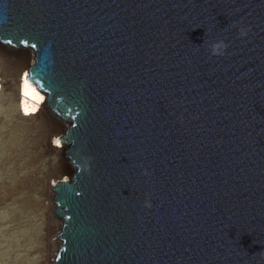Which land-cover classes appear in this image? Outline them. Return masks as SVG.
Wrapping results in <instances>:
<instances>
[{
	"label": "water",
	"instance_id": "95a60500",
	"mask_svg": "<svg viewBox=\"0 0 264 264\" xmlns=\"http://www.w3.org/2000/svg\"><path fill=\"white\" fill-rule=\"evenodd\" d=\"M0 43L69 123L54 264H264V0H0Z\"/></svg>",
	"mask_w": 264,
	"mask_h": 264
},
{
	"label": "bare ground",
	"instance_id": "6f19581e",
	"mask_svg": "<svg viewBox=\"0 0 264 264\" xmlns=\"http://www.w3.org/2000/svg\"><path fill=\"white\" fill-rule=\"evenodd\" d=\"M30 54V51L25 48L14 49L0 43V91L10 104L17 103L19 106V111L13 108V123L11 126L8 125L13 133V152L17 154L25 152L24 155L28 156L27 162L17 161L14 163L17 179L15 178L13 184V195L22 191L25 192L26 197H22V201L18 200L20 201L18 203L20 208L21 205L24 206L23 204H29L37 209L36 212L42 211L46 224L43 230L41 229L42 232L36 230L34 234H31L38 237V246L34 247L33 250L40 258L37 264H53L52 259L55 258L54 253L58 244L52 239L55 236V230L50 219L53 211L50 202L54 198V188L57 182H68L67 176L71 171L68 159L63 153L62 137H59V135L65 134L68 127L65 125L66 121L64 122L57 117V114L55 115L47 106L46 94L40 92L28 80L26 70L29 69L33 61ZM51 139L54 140L53 144L50 142ZM53 146L62 150L61 154L55 151L59 155L54 164L55 171H49L48 174L42 175V178H38L36 174H39L37 173L39 167L35 166V163L41 162L44 155L52 153ZM27 165L30 167L34 165L37 168L35 171L29 172L34 176L31 174L27 177L24 174H19ZM34 192L39 199L32 198L31 195ZM60 228L61 224H57L56 230H60Z\"/></svg>",
	"mask_w": 264,
	"mask_h": 264
},
{
	"label": "rangeland",
	"instance_id": "374dc122",
	"mask_svg": "<svg viewBox=\"0 0 264 264\" xmlns=\"http://www.w3.org/2000/svg\"><path fill=\"white\" fill-rule=\"evenodd\" d=\"M30 55L32 58V54ZM2 94L3 93L0 91V264H37L40 258L39 255L34 252L33 248L38 246V237L31 234H34L36 230L42 232L46 221L41 210L36 212L37 209L31 207L29 204H23L24 206L21 205L20 208V205L18 204L20 201L18 200H21L22 197H26L25 192L22 191L13 195V184L17 179L14 171V163L17 161L27 162L28 156L24 155L25 152L22 154L13 152V133L10 131L8 125L11 126L13 123V108H16V110L19 111V106L17 103L10 104ZM56 116L59 117L58 115ZM59 118L64 122L66 121L65 125L68 127L69 123L67 120L61 116ZM62 136L59 135V137ZM53 141L54 140L52 139L50 140L51 144H53ZM52 148V153L44 155V158L41 162L39 161V163H35V166L39 167V171L37 170V173L39 174H36L38 178H42V175L44 176V174H48L49 171H55L54 168L56 167L54 164L57 157L59 156L58 154H61L62 150L57 149L54 146ZM55 151H57L58 154H56ZM27 167L21 170L19 174H24V176L29 177L32 174L29 172H33L35 169H37L34 167V165L31 166L32 169L28 165ZM69 176L70 174L67 176L68 180ZM31 196L33 199H39L36 192H34ZM50 203L51 207H53L50 219L53 223V229L55 230V236L52 237V239L58 244L54 253L55 258L52 259L54 264L57 252L61 246V240L57 237L62 232L63 224L61 219L55 214L57 207L55 198H53ZM57 224H61L60 230H56Z\"/></svg>",
	"mask_w": 264,
	"mask_h": 264
},
{
	"label": "clouds",
	"instance_id": "9594fccd",
	"mask_svg": "<svg viewBox=\"0 0 264 264\" xmlns=\"http://www.w3.org/2000/svg\"><path fill=\"white\" fill-rule=\"evenodd\" d=\"M221 45H217L216 47H220Z\"/></svg>",
	"mask_w": 264,
	"mask_h": 264
}]
</instances>
